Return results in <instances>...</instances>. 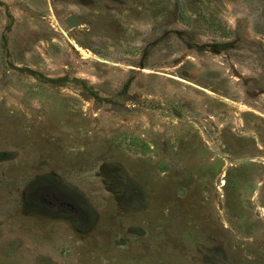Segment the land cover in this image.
Wrapping results in <instances>:
<instances>
[{"label":"rangeland","instance_id":"374dc122","mask_svg":"<svg viewBox=\"0 0 264 264\" xmlns=\"http://www.w3.org/2000/svg\"><path fill=\"white\" fill-rule=\"evenodd\" d=\"M0 264H264V0H0Z\"/></svg>","mask_w":264,"mask_h":264},{"label":"water","instance_id":"95a60500","mask_svg":"<svg viewBox=\"0 0 264 264\" xmlns=\"http://www.w3.org/2000/svg\"><path fill=\"white\" fill-rule=\"evenodd\" d=\"M65 23L68 27H77L82 24V20L77 13H72L65 19Z\"/></svg>","mask_w":264,"mask_h":264},{"label":"bare ground","instance_id":"6f19581e","mask_svg":"<svg viewBox=\"0 0 264 264\" xmlns=\"http://www.w3.org/2000/svg\"><path fill=\"white\" fill-rule=\"evenodd\" d=\"M70 15H71V14H70ZM68 16H69V15H68ZM68 16H67V17H68ZM67 17H66V18H67Z\"/></svg>","mask_w":264,"mask_h":264}]
</instances>
